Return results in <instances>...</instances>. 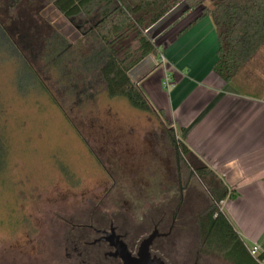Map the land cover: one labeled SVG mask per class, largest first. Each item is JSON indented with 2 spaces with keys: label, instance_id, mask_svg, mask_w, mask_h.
Here are the masks:
<instances>
[{
  "label": "rangeland",
  "instance_id": "rangeland-1",
  "mask_svg": "<svg viewBox=\"0 0 264 264\" xmlns=\"http://www.w3.org/2000/svg\"><path fill=\"white\" fill-rule=\"evenodd\" d=\"M94 15L84 22L61 17L51 0H0V26L36 75L29 82L22 59L0 52V264H50L64 217L80 218L93 201L110 213L130 203L136 190L119 157L143 161L147 149L171 148L161 116L108 97L98 69L82 63L97 46L86 36ZM122 46H137L132 34Z\"/></svg>",
  "mask_w": 264,
  "mask_h": 264
},
{
  "label": "crops",
  "instance_id": "crops-1",
  "mask_svg": "<svg viewBox=\"0 0 264 264\" xmlns=\"http://www.w3.org/2000/svg\"><path fill=\"white\" fill-rule=\"evenodd\" d=\"M103 5L71 19L99 18ZM203 7L187 12L181 2L151 26L157 55L130 77L153 112L227 187L231 198L220 211L245 247L257 246L264 258V44L224 82L213 72L218 40L211 19L200 18Z\"/></svg>",
  "mask_w": 264,
  "mask_h": 264
},
{
  "label": "trees",
  "instance_id": "trees-1",
  "mask_svg": "<svg viewBox=\"0 0 264 264\" xmlns=\"http://www.w3.org/2000/svg\"><path fill=\"white\" fill-rule=\"evenodd\" d=\"M7 1L14 5L22 0ZM181 2L186 4L187 12L204 5L200 18L211 19L218 40L213 72L229 83L264 44V0H51L52 6L66 19L78 15L90 16L99 5L104 4L99 18L86 34L95 40L97 46L84 57L82 63L98 69L108 97L123 98L130 107L144 113H151L153 109L131 79L130 71L147 57L157 55L147 32ZM131 34L137 44L133 50L130 46H122ZM0 35V52L9 48L21 58L14 42L1 26ZM21 59V73L27 74L30 82L36 75L25 59ZM17 85L22 89L19 82ZM40 88L44 91L42 85ZM169 137L177 154L184 159L211 199L200 224L206 249L229 264H259L250 257L232 224L220 211L219 204L231 198L227 187L175 137L173 129L169 130ZM5 163L6 149L0 135V171ZM263 259L260 255L259 261Z\"/></svg>",
  "mask_w": 264,
  "mask_h": 264
},
{
  "label": "flooded vegetation",
  "instance_id": "flooded-vegetation-1",
  "mask_svg": "<svg viewBox=\"0 0 264 264\" xmlns=\"http://www.w3.org/2000/svg\"><path fill=\"white\" fill-rule=\"evenodd\" d=\"M166 137L170 149H147L143 161H134L131 154L127 161L119 157L114 162L136 190L124 208L114 204L116 210L110 213L93 201L80 218L60 221L50 264H123L118 254L122 246L137 259L141 243L152 234L150 259L164 264H229L222 258L218 263L220 257L205 247L200 224L210 205L202 211L198 206L211 199L177 154L169 134Z\"/></svg>",
  "mask_w": 264,
  "mask_h": 264
},
{
  "label": "water",
  "instance_id": "water-1",
  "mask_svg": "<svg viewBox=\"0 0 264 264\" xmlns=\"http://www.w3.org/2000/svg\"><path fill=\"white\" fill-rule=\"evenodd\" d=\"M154 236V234L150 235L146 240L141 243L137 259L130 257V255L125 250L124 246H122L121 251H119L118 254L123 264H164L161 260L157 258L150 259L148 249L152 240L154 239Z\"/></svg>",
  "mask_w": 264,
  "mask_h": 264
},
{
  "label": "built area",
  "instance_id": "built-area-1",
  "mask_svg": "<svg viewBox=\"0 0 264 264\" xmlns=\"http://www.w3.org/2000/svg\"><path fill=\"white\" fill-rule=\"evenodd\" d=\"M165 84L169 85V80L168 79L165 80ZM246 249H247L248 254L250 255V257L252 259H254L259 264H263V261H259V256L261 254H260L259 248L257 246H252V247H249V248L246 247Z\"/></svg>",
  "mask_w": 264,
  "mask_h": 264
}]
</instances>
